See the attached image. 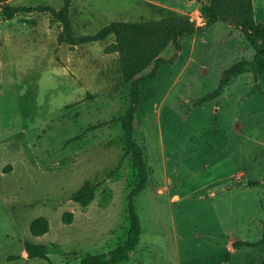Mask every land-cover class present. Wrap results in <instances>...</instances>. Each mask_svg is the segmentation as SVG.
Here are the masks:
<instances>
[{"label":"rangeland","instance_id":"rangeland-1","mask_svg":"<svg viewBox=\"0 0 264 264\" xmlns=\"http://www.w3.org/2000/svg\"><path fill=\"white\" fill-rule=\"evenodd\" d=\"M258 3L256 22L264 19ZM168 14L136 0H71L69 9L76 36ZM60 30L44 11L0 18V264H80L122 243L129 227L126 197L137 171L119 121L130 84L117 52L104 51L114 37L71 47L58 43ZM182 44L172 64L140 85L134 127L149 176L134 199L139 241L120 264H259L263 244L232 243L264 235V73L255 81L245 72L198 104L223 69L254 51L219 21ZM173 52L168 45L161 56ZM85 181L96 188L82 206L71 194ZM38 216L49 228L34 236L29 224ZM27 245L44 246L47 257H30Z\"/></svg>","mask_w":264,"mask_h":264},{"label":"trees","instance_id":"trees-1","mask_svg":"<svg viewBox=\"0 0 264 264\" xmlns=\"http://www.w3.org/2000/svg\"><path fill=\"white\" fill-rule=\"evenodd\" d=\"M199 3V22L191 19L188 14H176L171 10H165L169 14L158 19L140 21L115 20L100 28L90 35L76 36L72 33L69 9L71 0H62L59 8L49 5H20L14 6L6 0H0V18L10 19L19 12H48L54 20L61 23L58 33V43H65L71 47L92 41H102L113 35L114 41L104 47L105 52H117L121 74L130 84L129 104L119 117L123 131V144L126 153L132 158V164L137 171V180L127 194V214L129 227L125 240L117 244L115 248L106 253L87 255L80 260V264H120L128 260L129 251L134 250L141 233L140 222L135 212L134 199L144 188L149 176L148 163L145 149L136 138L134 117L140 102L141 83L156 77L158 68L163 64H172L182 50V39L199 33L214 22H223L235 27L245 36L253 49V57L250 60L240 59L222 70L218 85L197 100L198 104L218 97L235 77L251 72L254 80L264 73V19L260 22L254 20V7L252 0H194ZM171 45L173 54L162 57V51ZM149 67L145 74L142 72ZM119 167V165L117 166ZM251 184L255 182L251 181ZM96 184L85 181L71 194V199L80 205H87L94 197ZM68 214V213H67ZM65 216V215H64ZM69 216V217H68ZM70 213L66 220H69ZM65 219V217H63ZM48 220L43 216L34 218L29 224L32 235L39 236L48 231ZM264 245V235L256 242L237 240L232 243L237 246ZM30 257L45 259L47 251L44 246L27 245ZM264 264V256L259 262Z\"/></svg>","mask_w":264,"mask_h":264},{"label":"crops","instance_id":"crops-1","mask_svg":"<svg viewBox=\"0 0 264 264\" xmlns=\"http://www.w3.org/2000/svg\"><path fill=\"white\" fill-rule=\"evenodd\" d=\"M253 2V7L255 6L256 2H259L258 4H263L264 5V0H252ZM136 3L138 5L145 6L147 4L153 5L156 7L162 8L164 11L165 10H171V11H177L180 12L181 14H188L195 12L198 14V6L199 3L194 1V0H136ZM187 8H191L190 11H187Z\"/></svg>","mask_w":264,"mask_h":264},{"label":"water","instance_id":"water-1","mask_svg":"<svg viewBox=\"0 0 264 264\" xmlns=\"http://www.w3.org/2000/svg\"><path fill=\"white\" fill-rule=\"evenodd\" d=\"M130 252V251H129Z\"/></svg>","mask_w":264,"mask_h":264}]
</instances>
